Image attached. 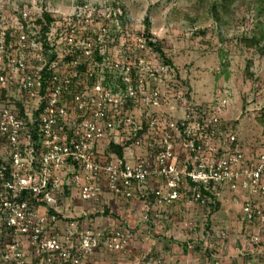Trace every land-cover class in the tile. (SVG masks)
Masks as SVG:
<instances>
[{"label":"built area","instance_id":"built-area-1","mask_svg":"<svg viewBox=\"0 0 264 264\" xmlns=\"http://www.w3.org/2000/svg\"><path fill=\"white\" fill-rule=\"evenodd\" d=\"M75 15L55 18L42 39L41 14L0 13V264H96L99 251L127 252L135 238L129 226L96 223L107 194L139 199L145 224L164 218L174 203L209 213L220 194L238 193L241 221L256 226L248 242L259 245L264 142L256 148L238 139L220 116L224 99L204 108L187 91L171 90L176 101L163 93L156 84L163 77L155 79V71L164 68L134 55L145 39L136 46L114 43L96 64L94 36L107 29L91 11ZM80 65L84 78L78 77ZM181 96L188 102L182 115L153 112L166 100L180 107ZM134 136L123 158L106 153L103 143ZM186 227L194 231L196 224ZM205 236L224 241L228 233ZM127 264L169 263L145 252Z\"/></svg>","mask_w":264,"mask_h":264},{"label":"rangeland","instance_id":"rangeland-1","mask_svg":"<svg viewBox=\"0 0 264 264\" xmlns=\"http://www.w3.org/2000/svg\"><path fill=\"white\" fill-rule=\"evenodd\" d=\"M82 1L84 5H80ZM110 1L0 0V13L6 16L15 10L20 12L21 7L29 4L26 10H22L31 17L39 16L41 10H48L59 20L70 18L82 10L107 16L111 10L108 5ZM118 1L126 7L133 30H143V20H149L150 32L161 40L165 55L171 59L181 79L188 82L191 102L209 108L214 106L212 104L215 101L224 99L226 102L220 116L227 126H231L232 132L242 143L260 148L264 142V124L259 120L264 116V51L259 50V47L264 46V39L259 44L248 46L241 38L261 35L264 29L259 23L264 24V2L236 0L225 11L221 7V0ZM213 3L222 15L221 22L213 18ZM190 17L195 19L191 22ZM60 23H56V26ZM156 84L175 101L174 94L168 93L165 88L169 87L180 95L187 91V86L174 75L159 78ZM180 98L183 103L180 107L173 108L166 100L164 104L161 101L162 104L153 107V112L182 115L188 102L185 96ZM222 195L218 196L220 202L224 198ZM218 210L219 214L226 213L221 204ZM118 213L122 214L123 211L118 210ZM183 213L185 225L186 222L194 224L191 217L193 209L189 205L183 207ZM237 215L241 220V211L238 210ZM249 226L256 227L255 224ZM260 240L264 241V227L260 229Z\"/></svg>","mask_w":264,"mask_h":264},{"label":"crops","instance_id":"crops-1","mask_svg":"<svg viewBox=\"0 0 264 264\" xmlns=\"http://www.w3.org/2000/svg\"><path fill=\"white\" fill-rule=\"evenodd\" d=\"M222 196L225 200L223 198L221 202L217 201L209 213L205 207H196L194 210L191 204L178 202L169 206L164 213L165 217L157 223L143 224L140 221L142 203L139 199L126 200L107 194L105 197L108 203L104 205V210L108 209L110 216L97 213L96 223L102 227L110 223H124L135 232V238L124 254L99 251L93 256L92 262L127 264L134 262L140 253L149 252L165 259L169 264H264V241L252 248L247 239L252 228L241 222L237 215L238 210L240 211V194L225 191ZM219 204L225 208L226 213L223 215L218 213ZM186 205L193 209L191 217L196 224L194 231L187 229L184 219L182 220L185 216L183 207ZM118 210L123 213L119 214ZM201 219H205V227L201 226ZM223 229L228 233L224 241L207 239L205 236L208 231L218 233ZM189 242H192L193 248L187 247Z\"/></svg>","mask_w":264,"mask_h":264},{"label":"trees","instance_id":"trees-1","mask_svg":"<svg viewBox=\"0 0 264 264\" xmlns=\"http://www.w3.org/2000/svg\"><path fill=\"white\" fill-rule=\"evenodd\" d=\"M236 0H221V7L224 8L225 11L229 9V6L234 3ZM260 2H264V0H259ZM85 3L82 1L80 2V5H84ZM29 4H26L24 7H21L22 9H27ZM111 6L109 17H106L104 15L96 14L95 18L97 21H101L105 28L107 29V32L103 33L102 30H99L95 34V41H94V51H93V58L94 61H96V64H101L104 62L106 58H108V47L111 45H114V43H124V45L128 42L134 44L139 43V40L145 39L144 48L135 50L134 55H140L142 58L145 59L146 63L149 65V67L153 68L152 65L154 62L161 65L164 70L162 71H155V79L160 76L164 77L165 73L169 75H174L176 78L182 81V83L187 86V92L186 96H189L190 87L188 82L185 79H181L179 76V73L177 71V68L174 66L173 62L170 58H167L163 51V45L160 39L155 36L152 32H150V22L147 18H145L144 21V29L143 30H133L132 28V22L128 18L127 15V9L126 7L118 0H112L110 1ZM44 7V6H43ZM96 7L101 8L100 5H96ZM118 10L121 12L119 13ZM211 10L213 12V18L219 22H221L222 15L219 14L217 11V6L215 3L211 5ZM19 12L18 10H15ZM75 15V14H74ZM77 16V15H75ZM55 17L51 12L48 10H43L41 13V17L37 20V23L41 24V33H42V39L46 37V33L51 29V23L55 20ZM44 19V21H42ZM195 19V17H190V21L192 22ZM90 24V23H89ZM88 25V24H87ZM259 25L264 29V24L259 23ZM131 26V28H130ZM264 39V30L261 32V35L257 37L256 35H253L251 38H241V41H243L248 46H254V44H259ZM113 40V41H112ZM44 47L48 48L49 45L47 42L43 41ZM104 46L106 47V50H103ZM259 50L264 51V46L261 45L259 47ZM67 60L70 61V59L67 57ZM79 69V78H84L83 75V65L78 66ZM96 67H94V71L96 72ZM164 71V72H163ZM95 77V76H94ZM92 77L90 79V82L93 81L95 78ZM114 78V79H113ZM120 77L115 76L112 77L113 81H116L118 84H120ZM86 80V79H85ZM111 77L108 76V79L103 82L105 86H109L111 83ZM77 81L75 80V84ZM89 82V81H88ZM172 92L170 89L168 90V93ZM173 93V92H172ZM189 98V97H188ZM264 116H261L259 118L260 122L264 124ZM147 118H143V125L146 124ZM137 141V137H131L130 139H122L120 142H115L114 140L109 141L108 143H105V151L106 153L112 152L115 153L119 158H123L125 153L132 148V143ZM212 197V196H211ZM215 204H213L214 206ZM212 206V208H213ZM211 208V210H212ZM106 209V208H105ZM104 214L108 215L109 210H104Z\"/></svg>","mask_w":264,"mask_h":264}]
</instances>
